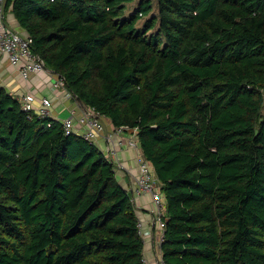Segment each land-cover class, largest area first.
I'll use <instances>...</instances> for the list:
<instances>
[{"label": "trees", "instance_id": "obj_1", "mask_svg": "<svg viewBox=\"0 0 264 264\" xmlns=\"http://www.w3.org/2000/svg\"><path fill=\"white\" fill-rule=\"evenodd\" d=\"M6 0L32 53L165 197V264H264V0ZM0 89V264H145L116 166Z\"/></svg>", "mask_w": 264, "mask_h": 264}, {"label": "built area", "instance_id": "obj_2", "mask_svg": "<svg viewBox=\"0 0 264 264\" xmlns=\"http://www.w3.org/2000/svg\"><path fill=\"white\" fill-rule=\"evenodd\" d=\"M6 0H0V54L8 57L10 63L19 70L20 76L24 80H29L33 75L44 71L45 66L41 59L34 55L31 50L33 43L32 38L21 35L20 33L9 28L4 23V7ZM65 86L64 80L60 78L54 85L55 88ZM24 111L27 113V118L32 120L34 115L43 119H49L50 108L52 102L50 99L44 98L42 105L36 108L30 95L19 98ZM65 134L79 135L92 144H97L98 140L106 134L105 126L101 117L93 110L87 111L79 118L71 117L62 121ZM137 129L129 127H119L115 129L114 135L119 139V145L134 150L138 165V175L135 179V187L132 190L133 202L138 205V200L143 196H148L152 207L150 210L151 216L154 218V224L161 233L158 239V246L161 250V243L164 237L165 222L163 220V210L165 207V197L160 190L152 165L144 158L141 152V146L137 138ZM126 136V145L124 137ZM106 137V136H105ZM111 137L113 135L111 134ZM109 136L107 137V139ZM106 139V140H107ZM111 140V138H110ZM120 150L113 145H108L106 157L119 168L117 156ZM138 229L144 237L145 241L154 239L151 232L145 231V222L140 220ZM156 264H165L162 252L159 251L155 255ZM145 264H150L145 259Z\"/></svg>", "mask_w": 264, "mask_h": 264}, {"label": "crops", "instance_id": "obj_3", "mask_svg": "<svg viewBox=\"0 0 264 264\" xmlns=\"http://www.w3.org/2000/svg\"><path fill=\"white\" fill-rule=\"evenodd\" d=\"M4 23L21 35L27 36L26 32L20 28L12 12L7 13L5 7ZM59 79L60 77L56 73L45 68L43 72L33 75L29 80H24L20 76L19 70L10 63L8 57L0 54V89H6L8 93L18 99L30 95L36 108L42 105L44 98L50 99L52 106L49 119L55 122L62 123L63 120L71 117L79 118L90 111L91 109L81 103L65 86L61 88L54 87ZM102 122L106 129V137L104 136L98 140L97 145L102 151L108 150V145L116 146L120 150L117 156L120 166L117 168V176L121 185L132 193L138 175L136 153L134 150L119 145V139L114 135L115 128L107 118H102ZM111 134L113 137H111ZM124 142L126 145V136ZM150 201L148 196H143L138 200L137 207L140 219L145 222V231L151 232L154 236V239L145 241V259L150 264H156L155 255L161 251L158 246L161 233L154 224V218L149 213L152 207Z\"/></svg>", "mask_w": 264, "mask_h": 264}, {"label": "rangeland", "instance_id": "obj_4", "mask_svg": "<svg viewBox=\"0 0 264 264\" xmlns=\"http://www.w3.org/2000/svg\"><path fill=\"white\" fill-rule=\"evenodd\" d=\"M139 1L140 0H136V2L128 5V9H127V12L125 14L126 17H128L129 15H131L134 12V9L138 5ZM152 4H153V10L150 13H145V15L143 16V18L141 20H139V25H138L139 27H142L143 24L147 20L151 19L153 16L159 15V8H158V2H157V0H152Z\"/></svg>", "mask_w": 264, "mask_h": 264}, {"label": "water", "instance_id": "obj_5", "mask_svg": "<svg viewBox=\"0 0 264 264\" xmlns=\"http://www.w3.org/2000/svg\"><path fill=\"white\" fill-rule=\"evenodd\" d=\"M80 101V100H79Z\"/></svg>", "mask_w": 264, "mask_h": 264}]
</instances>
